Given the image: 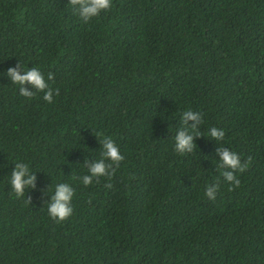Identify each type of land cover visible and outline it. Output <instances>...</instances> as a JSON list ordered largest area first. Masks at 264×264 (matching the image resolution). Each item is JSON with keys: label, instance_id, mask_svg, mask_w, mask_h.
<instances>
[{"label": "trees", "instance_id": "trees-1", "mask_svg": "<svg viewBox=\"0 0 264 264\" xmlns=\"http://www.w3.org/2000/svg\"><path fill=\"white\" fill-rule=\"evenodd\" d=\"M17 64L54 73L53 102L19 94L3 75ZM186 109L201 134L178 154ZM97 133L123 159L85 186ZM221 144L246 162L239 185ZM12 158L35 177L22 197ZM59 182L75 191L57 222ZM0 264H264V0H112L87 22L68 0H0Z\"/></svg>", "mask_w": 264, "mask_h": 264}, {"label": "clouds", "instance_id": "clouds-1", "mask_svg": "<svg viewBox=\"0 0 264 264\" xmlns=\"http://www.w3.org/2000/svg\"><path fill=\"white\" fill-rule=\"evenodd\" d=\"M68 6L82 22H87L92 17L99 15L101 11L111 9L112 0H68ZM3 75L18 86L19 94L24 97H32L35 94L33 90H35L36 92H42V99L51 103L54 99V92L58 91L50 87L49 84L54 79V73L47 72V78L45 79V74L36 66L28 67L21 64L9 66L3 71ZM25 84L29 85L30 88L25 87ZM180 120L182 124H186L188 120L194 121L193 124L178 127L175 131L172 143L173 150L178 154H183L185 151L191 152L193 150L195 147L193 136L201 134L196 123L201 121V113L186 109L181 112ZM97 135L101 137L100 143L102 145L99 157L87 165L88 174L79 177L80 183L85 186L98 181L100 177H107L110 180L115 170L113 165H119V162L123 159L122 153L110 135H104L103 133H97ZM203 135L208 138H215L216 141H222L225 132L222 128L209 127ZM216 152L218 155L215 161L216 167L223 179L229 183V187L239 185L240 180L235 173L243 171L246 162H242L234 150L222 144L217 147ZM12 160H15V158H12ZM34 179L35 177L31 174L28 165L15 160L11 174L8 176L15 196H24L26 186L33 185ZM105 187L110 188L111 183H107ZM218 188V184H206L204 195L212 200L215 198ZM74 191L69 183H56L47 201V215L57 222L69 217L73 212L71 201Z\"/></svg>", "mask_w": 264, "mask_h": 264}]
</instances>
